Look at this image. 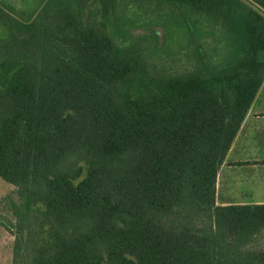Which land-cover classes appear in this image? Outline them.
<instances>
[{"label":"trees","instance_id":"16d2710c","mask_svg":"<svg viewBox=\"0 0 264 264\" xmlns=\"http://www.w3.org/2000/svg\"><path fill=\"white\" fill-rule=\"evenodd\" d=\"M158 1L219 29L220 59L193 21L196 65L151 70L97 18L119 0H0L12 264H264V203L217 202L264 80V0Z\"/></svg>","mask_w":264,"mask_h":264},{"label":"rangeland","instance_id":"374dc122","mask_svg":"<svg viewBox=\"0 0 264 264\" xmlns=\"http://www.w3.org/2000/svg\"><path fill=\"white\" fill-rule=\"evenodd\" d=\"M97 18L109 24L110 29L113 27V22H117L118 26L123 25L127 36H122L130 38L141 48L143 47L149 61V68L157 72L165 69L167 73H178L192 69L198 58L196 46L192 41L194 39L198 41L197 44H200V51L203 49L208 55H215V61L220 59L222 47L224 48V44H221L219 40L221 33L219 29L212 28L201 17L187 18L175 4H165L158 0H119L114 14L103 13ZM193 21L198 30L191 40L194 35ZM209 30L213 31L212 35L208 33ZM213 48H215L214 53ZM227 186V179L224 178L217 190L219 199L228 191ZM14 190L13 184L0 177V218L3 220L12 218L6 197L8 195L11 197V192ZM217 202L222 204L218 199ZM260 241L264 242V239ZM13 242V232L1 226L0 264H12Z\"/></svg>","mask_w":264,"mask_h":264},{"label":"crops","instance_id":"0c3cea01","mask_svg":"<svg viewBox=\"0 0 264 264\" xmlns=\"http://www.w3.org/2000/svg\"><path fill=\"white\" fill-rule=\"evenodd\" d=\"M224 178L222 204L264 203V80L219 169L217 190Z\"/></svg>","mask_w":264,"mask_h":264}]
</instances>
